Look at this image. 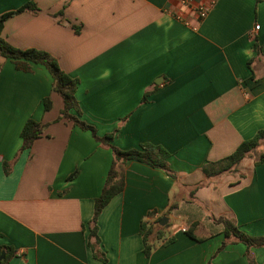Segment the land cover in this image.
<instances>
[{
    "label": "crops",
    "instance_id": "obj_1",
    "mask_svg": "<svg viewBox=\"0 0 264 264\" xmlns=\"http://www.w3.org/2000/svg\"><path fill=\"white\" fill-rule=\"evenodd\" d=\"M26 3L37 11L8 18L1 37L51 55L78 81L80 120L119 150L161 147L168 172L117 162L123 189L89 239L112 151L59 119L43 66L23 72L0 57V247L15 252L5 264H249L240 242L217 252L218 220L264 237V141L232 173L202 169L264 130V0H215L199 23L175 0H0V15ZM29 120L44 129L21 150ZM165 215L145 256L141 224ZM249 256L264 264V246Z\"/></svg>",
    "mask_w": 264,
    "mask_h": 264
},
{
    "label": "trees",
    "instance_id": "obj_2",
    "mask_svg": "<svg viewBox=\"0 0 264 264\" xmlns=\"http://www.w3.org/2000/svg\"><path fill=\"white\" fill-rule=\"evenodd\" d=\"M26 11H37V8L33 3H26L17 10L0 15V57L5 60H9L14 65L16 70L23 72H28L32 65L43 66L53 80V91L61 97L63 102V108L61 110L59 119H65L72 122L81 130L89 131L96 142H99L103 147L111 149L114 157L101 194L94 201L92 217L88 223V238L94 239L95 243H97V218L109 201L122 191L124 185L123 175L117 169L116 163L133 160L168 172V167L165 161L169 154L161 147L152 146L150 144H143L139 147V149H131L126 151L119 150L111 144L113 138L112 134L99 137L96 135L93 127L81 121V114L75 99V92L78 85L77 79L72 78L64 73L58 66L57 61L48 53L35 49H16L1 37L4 22L8 18ZM49 107L50 102L47 98H45L43 100V108L48 110ZM43 129L44 126L38 124L37 122L33 120L27 121L20 132V149L24 150L30 148L33 141L39 137ZM263 141L264 130L256 131L252 138L242 141L227 157L216 162H209L205 164L202 169L204 175L210 178L222 175L224 173L234 172L237 169L239 163L245 157L251 154ZM263 157L264 155L261 156L257 163H260ZM75 176L76 173L74 172L70 175V177H68V180L73 179ZM218 223L223 225L225 242L218 248L217 252L221 251L227 243L240 242L246 246L245 255L248 258L249 264H253L251 257L249 256V249L251 247L264 246V237L248 236L239 231L236 226L226 219H219ZM165 228L166 226H159L158 222H155L152 225L145 222L141 224L140 233L143 242V254L145 256L150 254L154 243L162 239L163 230ZM187 235L193 238L191 232L188 231ZM171 241L172 240L170 238H167L163 243H169ZM89 246L92 248L94 247V244L89 243ZM1 252H4L5 255L0 261V264H5L15 255V252L10 247H0V253Z\"/></svg>",
    "mask_w": 264,
    "mask_h": 264
},
{
    "label": "built area",
    "instance_id": "obj_3",
    "mask_svg": "<svg viewBox=\"0 0 264 264\" xmlns=\"http://www.w3.org/2000/svg\"><path fill=\"white\" fill-rule=\"evenodd\" d=\"M181 7L189 10L193 13L196 23L204 20L211 8L213 7L215 0H175ZM183 232L185 230H182Z\"/></svg>",
    "mask_w": 264,
    "mask_h": 264
},
{
    "label": "water",
    "instance_id": "obj_4",
    "mask_svg": "<svg viewBox=\"0 0 264 264\" xmlns=\"http://www.w3.org/2000/svg\"><path fill=\"white\" fill-rule=\"evenodd\" d=\"M167 222V216L165 215L164 217L161 218V220L159 221V226H164ZM4 252L0 253V261L4 258Z\"/></svg>",
    "mask_w": 264,
    "mask_h": 264
}]
</instances>
